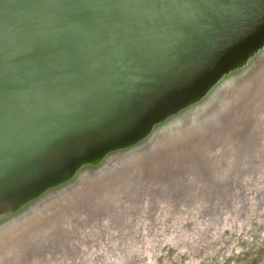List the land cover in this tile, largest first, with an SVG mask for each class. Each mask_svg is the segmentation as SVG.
Listing matches in <instances>:
<instances>
[{
    "label": "water",
    "instance_id": "95a60500",
    "mask_svg": "<svg viewBox=\"0 0 264 264\" xmlns=\"http://www.w3.org/2000/svg\"><path fill=\"white\" fill-rule=\"evenodd\" d=\"M263 128L264 0H0V263L125 187L185 196Z\"/></svg>",
    "mask_w": 264,
    "mask_h": 264
},
{
    "label": "rangeland",
    "instance_id": "374dc122",
    "mask_svg": "<svg viewBox=\"0 0 264 264\" xmlns=\"http://www.w3.org/2000/svg\"><path fill=\"white\" fill-rule=\"evenodd\" d=\"M261 136L249 166L224 172L222 161L214 182L183 197L135 191L116 217H95L40 264H264Z\"/></svg>",
    "mask_w": 264,
    "mask_h": 264
},
{
    "label": "bare ground",
    "instance_id": "6f19581e",
    "mask_svg": "<svg viewBox=\"0 0 264 264\" xmlns=\"http://www.w3.org/2000/svg\"><path fill=\"white\" fill-rule=\"evenodd\" d=\"M256 142L259 144L258 135H256V137L255 136L253 137L251 146H255ZM254 150L256 151L257 148L254 147ZM229 152L231 153H227L226 155H224L222 157V160L220 159L219 161L218 159L216 160L217 166L220 165L219 164L220 162L222 161L225 162L226 165L223 168L225 170L224 172L226 171L228 172L231 166H234L238 169L239 168L242 169L243 167L249 166L248 164H250V161H251L250 156H252L255 153L254 152L251 155H246L247 152L244 153L241 151L240 156L245 155V157L243 156V157H240V159H238V157L236 156L237 153L232 154L234 153V151H229ZM214 170L215 169L213 168V171L211 172V169H210L209 177L206 178L207 182L211 180H213L214 182V179L216 180V177L214 175L215 174ZM219 176L220 174L217 175V178ZM201 188H202L201 186H199L198 188L193 187L191 191L201 192L204 190ZM212 188L213 187H211L210 185V188L208 189L206 193H209V191ZM135 191H140L142 193V191L144 190H139V189H135L132 187H125L117 191L116 193H114V195H107L101 198V200L97 201V205L92 210V212L89 214L90 217L82 218V220H78L73 223L71 222L67 223V225L54 230L53 233L50 234L48 237L46 236L44 240H37L39 239V237H35L36 236L35 235L34 237L37 241L35 240L31 245L28 244L26 246L25 245L17 246L14 250H11L5 256V257L11 256V258H9V260L7 262H4L3 264H40L41 262L42 263L46 262L48 259L52 258L50 256L51 254L56 253L55 252L56 250H60L63 245H66L65 240L67 238H70L72 236V233L77 231L79 228H84V226H87V224H89V222H92L95 217H98L100 215H105V219H106L107 216L111 215L112 212L114 215L112 217H116L115 211L117 210L116 208H118V206H123L125 203H131L132 201H135L136 198L133 196L135 194ZM150 194H153V193L150 192L149 195ZM137 195H139V193H137ZM56 222L57 220L54 221L53 223H56Z\"/></svg>",
    "mask_w": 264,
    "mask_h": 264
}]
</instances>
